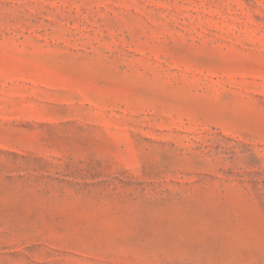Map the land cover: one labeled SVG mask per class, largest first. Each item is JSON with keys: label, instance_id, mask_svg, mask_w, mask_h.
I'll list each match as a JSON object with an SVG mask.
<instances>
[{"label": "rangeland", "instance_id": "1", "mask_svg": "<svg viewBox=\"0 0 264 264\" xmlns=\"http://www.w3.org/2000/svg\"><path fill=\"white\" fill-rule=\"evenodd\" d=\"M0 264H264V0H0Z\"/></svg>", "mask_w": 264, "mask_h": 264}]
</instances>
